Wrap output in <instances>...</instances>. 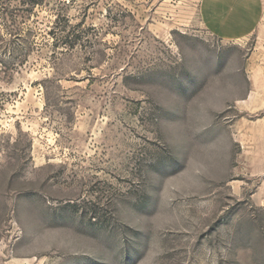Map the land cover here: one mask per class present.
<instances>
[{
    "label": "rangeland",
    "instance_id": "obj_1",
    "mask_svg": "<svg viewBox=\"0 0 264 264\" xmlns=\"http://www.w3.org/2000/svg\"><path fill=\"white\" fill-rule=\"evenodd\" d=\"M200 6L0 0L3 259L264 264V20Z\"/></svg>",
    "mask_w": 264,
    "mask_h": 264
},
{
    "label": "crops",
    "instance_id": "obj_2",
    "mask_svg": "<svg viewBox=\"0 0 264 264\" xmlns=\"http://www.w3.org/2000/svg\"><path fill=\"white\" fill-rule=\"evenodd\" d=\"M201 17L205 27L217 36L241 41L252 36L264 20V0H201ZM0 264H13V257Z\"/></svg>",
    "mask_w": 264,
    "mask_h": 264
},
{
    "label": "trees",
    "instance_id": "obj_3",
    "mask_svg": "<svg viewBox=\"0 0 264 264\" xmlns=\"http://www.w3.org/2000/svg\"><path fill=\"white\" fill-rule=\"evenodd\" d=\"M27 0H25L26 2ZM28 5V3L26 4ZM33 10V6H29L28 9H26L24 12H31Z\"/></svg>",
    "mask_w": 264,
    "mask_h": 264
}]
</instances>
